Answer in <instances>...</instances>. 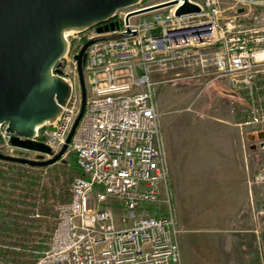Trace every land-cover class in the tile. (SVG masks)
Instances as JSON below:
<instances>
[{
    "label": "built area",
    "instance_id": "obj_1",
    "mask_svg": "<svg viewBox=\"0 0 264 264\" xmlns=\"http://www.w3.org/2000/svg\"><path fill=\"white\" fill-rule=\"evenodd\" d=\"M176 1L136 14L156 4L118 10L101 24L117 25L107 32L98 33L95 26L63 32L65 52L50 75L69 93L57 116L33 137L51 155L12 146L8 124H0V153L32 160L57 154L80 108L74 57L84 43L95 41L84 52L86 104L67 149L78 173L68 199L55 207V224L34 264H180L153 73L197 68L234 92L248 87L264 64V15L251 17L248 7L264 2L235 0L231 18H225L220 0H188L199 13L180 17L174 13L182 0ZM263 182L259 171L249 184ZM111 203L119 204L120 218ZM150 207L164 213L150 214ZM35 232L45 234L41 227Z\"/></svg>",
    "mask_w": 264,
    "mask_h": 264
},
{
    "label": "rangeland",
    "instance_id": "obj_2",
    "mask_svg": "<svg viewBox=\"0 0 264 264\" xmlns=\"http://www.w3.org/2000/svg\"><path fill=\"white\" fill-rule=\"evenodd\" d=\"M165 1L170 0H140L132 8ZM234 2L220 0L225 18H231L229 8ZM248 11L251 17L264 15L261 6H250ZM153 75L161 142L180 231V264H205L204 250L212 248L218 264H244L241 253L235 251L237 227L232 218L237 214L255 217L261 210L254 189L264 190V182H249L259 171L264 172V64L248 87L236 92L211 82L210 76L197 68L177 67ZM73 157L71 151L66 152L59 162L44 169L0 163V245L6 246H0V264H34L39 258L36 253L44 250L43 243L55 224V207L68 199L77 175ZM241 185L251 186L256 206L228 212L227 192ZM210 203L212 208L204 209ZM111 205L120 218L119 204ZM149 209L150 214L164 213L162 208ZM36 213L42 217L33 218ZM248 223L239 222L238 228L249 227ZM38 227L45 234L36 233Z\"/></svg>",
    "mask_w": 264,
    "mask_h": 264
},
{
    "label": "water",
    "instance_id": "obj_3",
    "mask_svg": "<svg viewBox=\"0 0 264 264\" xmlns=\"http://www.w3.org/2000/svg\"><path fill=\"white\" fill-rule=\"evenodd\" d=\"M139 1L0 0V124H8L7 131L13 135L12 146L51 155L50 149L34 141L33 137L37 126L57 116L69 93L68 86L59 77L50 75V70L65 52L63 32L93 26L98 33L113 30L117 25L110 23L101 27V24L116 11L134 6ZM176 4V0L165 1L133 14ZM196 13H199L196 5L182 0L174 15L180 17ZM94 42L84 43L74 57L81 94L80 108L60 151L49 159L37 156L35 160L0 153V161L46 168L59 162L66 154L85 109L84 52Z\"/></svg>",
    "mask_w": 264,
    "mask_h": 264
},
{
    "label": "crops",
    "instance_id": "obj_4",
    "mask_svg": "<svg viewBox=\"0 0 264 264\" xmlns=\"http://www.w3.org/2000/svg\"><path fill=\"white\" fill-rule=\"evenodd\" d=\"M75 172L77 173V169H75ZM248 184V182H247ZM249 188L241 185L235 188L234 191H228V196L226 197V203H225V209L229 211L233 210H245L252 208L256 206V202L258 201V204L261 206V210L257 211L255 213V217H247L237 214L232 220H234V224L237 228L234 231V238L236 239V245L237 249H235L236 252L241 253L242 259L244 264H262L264 261V190L255 188L254 191L257 193V196H255V200H257L255 203L252 198V194L254 193L253 189H250L251 186H248ZM252 201H251V199ZM250 199V200H249ZM263 207V208H262ZM212 208L211 203L209 206L204 207V209ZM227 221L230 220V217L226 219ZM245 221H250L247 225L249 227L245 228H238L239 222L243 223ZM206 219H204V225H206ZM209 225V224H208ZM213 225V224H212ZM229 240V237H228ZM230 247V245H229ZM232 251V250H231ZM233 251V252H235ZM216 250L214 249H206L204 250V254L208 255L204 258L206 259L205 264H218L217 261H215L214 258H219L215 255ZM228 251V249L226 250ZM226 258H229L227 256ZM234 258V257H233ZM255 262V263H254ZM220 264V263H219Z\"/></svg>",
    "mask_w": 264,
    "mask_h": 264
},
{
    "label": "trees",
    "instance_id": "obj_5",
    "mask_svg": "<svg viewBox=\"0 0 264 264\" xmlns=\"http://www.w3.org/2000/svg\"><path fill=\"white\" fill-rule=\"evenodd\" d=\"M73 159H74V167H75V169H77L76 164H75V157H73ZM77 173H78V171H77Z\"/></svg>",
    "mask_w": 264,
    "mask_h": 264
},
{
    "label": "bare ground",
    "instance_id": "obj_6",
    "mask_svg": "<svg viewBox=\"0 0 264 264\" xmlns=\"http://www.w3.org/2000/svg\"><path fill=\"white\" fill-rule=\"evenodd\" d=\"M39 126H37L36 128H38Z\"/></svg>",
    "mask_w": 264,
    "mask_h": 264
}]
</instances>
